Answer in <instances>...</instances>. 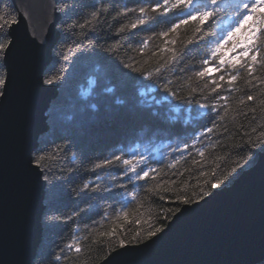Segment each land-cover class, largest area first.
<instances>
[{
    "label": "trees",
    "instance_id": "1",
    "mask_svg": "<svg viewBox=\"0 0 264 264\" xmlns=\"http://www.w3.org/2000/svg\"><path fill=\"white\" fill-rule=\"evenodd\" d=\"M69 2L85 7L70 10L63 18L66 23L71 22L72 19L83 23L88 18L89 12L94 10L88 7L90 5H96L103 10L100 21H93L94 30L86 27L85 31L98 44L109 45L114 43L111 37L115 36L116 30L121 25H129L136 19L137 13L129 12L124 15L125 9H138L151 5V0H69ZM228 2L229 0H221L216 18L206 22L203 31L219 36L234 26L238 17L232 15L235 9L227 7ZM230 2L235 3L236 0ZM5 3L15 14L12 1L5 0ZM0 10H4L3 5H0ZM163 19L164 22L140 26L135 30L126 28L119 37L122 48L117 55L125 62H130L129 57L140 60L147 69L158 66V63L163 61L159 55L153 56L151 51L157 45L161 48L164 46L161 39H150L143 55L138 53L137 48L142 39L152 37L154 32L166 30L172 22H175V14L170 13ZM198 26L196 22H191L188 26L178 29L177 33L171 36L177 40L176 47L183 49L188 40H193L195 35H198L195 34V28ZM57 30L59 38L53 47L52 59L44 71L43 78L60 76L65 79L57 86V94L46 113L48 131L39 138L36 147L47 148L49 158L46 163L49 166L50 180L46 182L45 187L42 242L33 264H98L118 244V241L101 236V233L109 232L116 226L118 233L127 235L130 239L137 229H147L148 222L156 223L157 226L166 225L172 218L164 220L166 210L183 206L176 200V196H191L199 190L203 180L208 178L201 175V172L210 174L213 169H217L218 176L230 172L238 163L243 164L241 158H247L250 152L256 154L257 161L262 151L259 148L250 149L248 145L250 139L253 143H259V134L264 132V103H262L264 86L250 90L246 71L240 72L233 83V91L222 93L230 97L228 112L223 126L210 139L205 140V144L211 146L205 150V156L200 164L193 163V160H200L193 150L191 155L185 153V159L175 168H171L169 165L174 159L172 149L178 143L190 142L192 135L188 134L189 129L198 133L203 127L210 126V120L214 118L215 113H209L195 104L173 100L170 96L165 99L166 94L162 89L156 88L149 81L130 80L113 60L103 53L81 52L74 43L77 39L74 33H78L79 28L72 32L60 27H57ZM243 37L244 29L232 39L235 41ZM211 46L207 38L199 44L189 45L178 68L196 65L193 70H198L200 61L206 58ZM227 47L228 45L225 46L226 49ZM261 55H264V49L261 50ZM188 74L191 75V72ZM176 75H180L178 69ZM254 75L264 78V67H258ZM205 83L210 84V81H201L199 87L204 88ZM196 86L193 81V87ZM186 94L187 90L181 92V95ZM247 95H254L255 101L245 100V104H241V99ZM196 99L201 103L212 102L207 88H204ZM132 100H135L134 109L130 104ZM252 108H255V113L249 111ZM168 112L173 120L172 123L169 122ZM138 113L145 115L141 117ZM181 131L190 137L181 136L178 133ZM66 134H73L76 142L71 149L59 152L57 145L64 144V140L60 137ZM155 138L157 140H154ZM152 146L158 154L151 157L153 161H159L153 163V167L159 172L151 184L144 183L142 187L135 189L138 192L136 200L127 193L120 197L96 200L70 195L73 188L82 187L84 182L96 181L97 175L102 177L99 181L102 184L112 182L111 177L115 176L113 169H97L95 173L91 171L92 165L110 151L123 147L125 152L135 149L150 153L153 150ZM162 156L163 160H160ZM251 166L240 170L237 177ZM70 168L75 171L69 173L67 179L64 181L58 179ZM149 188L154 190L149 191ZM165 188L171 189V192H166ZM129 190H133L131 185ZM88 203L94 205L92 210L81 213L72 220L61 219L71 216L74 210L86 207ZM124 211L128 213L127 218L121 215ZM149 216L152 217L151 221ZM137 218L139 223H136ZM69 239L78 240L85 247V251L79 256L70 251L67 244ZM64 245L67 247L64 248ZM258 264H264V260Z\"/></svg>",
    "mask_w": 264,
    "mask_h": 264
},
{
    "label": "snow or ice",
    "instance_id": "2",
    "mask_svg": "<svg viewBox=\"0 0 264 264\" xmlns=\"http://www.w3.org/2000/svg\"><path fill=\"white\" fill-rule=\"evenodd\" d=\"M0 5H3L4 9L0 10V101L5 102L10 95L23 90L25 78L35 56L33 47L35 38L32 34L31 39L28 36L27 40L21 39L14 30V26H18L20 17L24 16V13L16 12L13 14L5 0H0ZM220 6L221 0H151L150 7L125 9L124 15L129 12L137 13L136 19L129 25H121L116 30L115 36L111 37L114 43L110 45L98 44L85 31L86 27L94 30L93 21L99 22L103 15L101 8L96 7V5L88 6L94 10L89 12L88 18L83 23H78L77 19H72L71 22L66 23L63 18L70 10L73 11L77 7L83 9L85 6L70 4L69 0H57V6L54 8V12L57 13L53 22L54 27H60L68 32H72L76 28L80 29L78 33H74L77 37L74 43L81 52L103 53L111 58L119 70L130 80L149 81L156 88L162 89L166 94L165 99L170 96L173 100L195 104L201 109H206L209 113H215L214 118L210 120V126L203 127L198 133H193L190 142L178 143L172 149L174 159L169 165L171 168H175L180 161L185 159V153L191 155L193 150L200 157V160H193V163L200 164L203 160L205 150L211 146L205 144V140L210 139L223 126L228 112L230 97L222 93L234 90L233 83L242 70L247 72L250 90L264 86V78L254 75L258 67H264V55H261V50L264 49V0H236L235 3H231L229 0L227 7L234 8L235 11L232 15L238 17L234 26L230 27V30H225L219 36L215 33L203 31L206 22L216 18ZM170 13L175 14V22H172L166 30L154 32L152 37L142 39L137 48L138 53L143 55L148 48L150 39H161L164 46L161 48L157 45L151 51L153 56L159 55L163 61L158 63V66L154 69H147L140 60L129 57L130 62H125L117 55V52L122 48L119 37L126 28L135 30L140 26L164 22L163 18H167ZM250 21L251 23H249ZM191 22H196L199 25L195 28V34L198 35H195L193 40H188L183 49L177 48V40L171 38V36L176 34L182 26H188ZM242 29H244L243 39L233 41L232 38L240 33ZM206 38L212 46L206 53V58L200 61L198 70H193L197 67L196 65H185L183 68H178L189 45L199 44L201 41H205ZM226 45H228L227 49L225 48ZM165 54H167L166 58ZM65 59L67 58L65 57ZM177 69L180 73L178 76L176 75ZM189 72H191V75L188 74ZM64 79L65 77L49 76L42 79V85L59 86ZM193 81H195L196 87H193ZM201 81H210V84H204V88L209 90V96L212 97L211 103H201L199 99H196L204 91V88L199 87ZM186 90L187 94L181 95V92ZM202 98L208 99V97ZM255 99L254 95H247L244 99H241L240 103L245 104V100L254 102ZM130 104L134 109L135 100L130 101ZM249 111L255 113L256 110L252 108ZM138 115L143 117L145 114L138 113ZM259 137V143H253L251 139L249 140L248 146L250 149L259 148L264 151V132H261ZM60 138L64 140V144L57 145V151L59 152L71 149L76 142V137L73 134L61 135ZM48 158L47 148L41 146L30 152L26 161L27 165L36 172L37 179H42L45 182L50 180L49 166L46 163ZM241 159L243 164L238 163L230 172H225L219 176L217 175V169H213L210 174L201 172V175L208 178L204 179L203 183L199 185V190L192 193L191 196L177 195L176 200L183 205H197L199 200L206 201V198H213L219 191L236 180L240 170L255 163L256 154L250 152L247 158L242 157ZM153 163H159V161H153L150 153L145 154L135 149L131 152H125L123 147L115 149L94 163L91 169L93 173L97 169L115 170L118 175L111 177L112 182L102 184L99 182L101 177L97 175L96 181L84 182L82 187L73 188L70 195L81 199L96 200L105 199L106 197H120L127 193L133 200H136L138 192L135 189L142 187L144 183L151 184L158 175L159 170L153 167ZM73 171L75 169L70 168L67 169L66 173H63L62 170L63 174L58 179L64 181L68 178V174ZM130 185L133 190H129ZM148 190L153 191L154 189L149 188ZM165 191L171 192V189L165 188ZM93 207L92 203H88L86 207L74 210L71 216L61 217V219L72 220L73 217H78L81 213L92 210ZM185 208L183 210L180 207H176L174 210L167 209L164 220L167 221L169 217L173 216L176 218L177 214H182ZM121 215L127 218L128 213L124 211ZM151 220L152 217L149 216V221ZM139 222V218H137L136 223ZM167 227L169 229L170 225ZM164 232V224L157 226L156 223L148 222L147 229H137L130 239L127 235L118 233L116 226L109 232L101 233V236L118 241L116 248L111 249L105 256L107 264H113L119 257H123L132 244L142 243L146 246L148 242H154L159 237L158 234ZM68 248L77 256L85 251V247L76 239L68 245Z\"/></svg>",
    "mask_w": 264,
    "mask_h": 264
},
{
    "label": "water",
    "instance_id": "3",
    "mask_svg": "<svg viewBox=\"0 0 264 264\" xmlns=\"http://www.w3.org/2000/svg\"><path fill=\"white\" fill-rule=\"evenodd\" d=\"M11 1L24 13L14 30L24 40L34 34L35 56L23 90L0 101V264H33L45 181L26 161L48 131L45 114L57 94V86L42 85L59 38L57 0ZM198 203L183 205L154 242L132 244L113 264H255L264 258V151L231 185Z\"/></svg>",
    "mask_w": 264,
    "mask_h": 264
},
{
    "label": "bare ground",
    "instance_id": "4",
    "mask_svg": "<svg viewBox=\"0 0 264 264\" xmlns=\"http://www.w3.org/2000/svg\"><path fill=\"white\" fill-rule=\"evenodd\" d=\"M15 8V7H14ZM49 65V64H48ZM49 108V107H48ZM47 111H48V109H47ZM47 111H46V113H47ZM169 113L170 112H168L167 113V115H168V117L170 118V116H169ZM46 115V117H47V114H45ZM169 122H173V120L170 118V121ZM48 123V122H47ZM48 128H49V125H48ZM188 132V134L191 136V135H193V131L192 130H188L187 131ZM181 136H183V137H185L184 135H188V134H186V133H184V132H178ZM188 135V136H189ZM189 136V137H190ZM149 139H151L150 137H149ZM154 140H157V138H155ZM146 141H148V140H146ZM38 144H39V139H38ZM38 144H37V146H38ZM144 145V144H143ZM152 148H153V150L152 151H150V154H151V156L152 155H154V154H158V152L156 151V149H155V147H153L152 146ZM149 152V151H148ZM148 152H144L145 154H147ZM166 153H168L169 155L171 154V152H166ZM165 156H167V155H165ZM163 158V156L162 157H160V160H163L162 159ZM170 160V159H169ZM162 162H165V161H162ZM154 166H157V164H154ZM115 171V170H114ZM114 175H118V172H116L115 171V174ZM100 176V175H99ZM101 179H102V177H101ZM45 187H46V182H45ZM45 187H44V193H45ZM44 198H45V194H44ZM43 205H45V202H44V199H43ZM44 211H45V207L43 208V210H42V214H41V225H42V220H43V214H44ZM166 226V225H165ZM41 228H42V233H41V239H40V241H39V243H38V246H37V248H36V253H35V257H36V254H37V251H38V248H39V246L41 245V242H42V237H43V226H41ZM74 234V233H73ZM72 234V235H73ZM74 237H75V235H74ZM72 239H69V240H67V244L69 245V244H71L72 243ZM65 247H67L66 245H64V248ZM69 249V248H68ZM35 257H34V259H35ZM34 259H33V262H34ZM264 260V258H262V259H260L258 262H256L255 264H258L259 262H261V261H263Z\"/></svg>",
    "mask_w": 264,
    "mask_h": 264
}]
</instances>
